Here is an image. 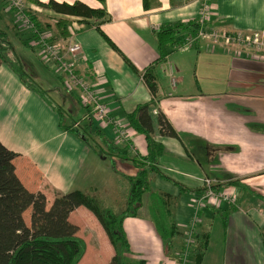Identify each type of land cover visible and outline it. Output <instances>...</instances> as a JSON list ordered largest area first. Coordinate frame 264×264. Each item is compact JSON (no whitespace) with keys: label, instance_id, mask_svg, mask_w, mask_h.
Instances as JSON below:
<instances>
[{"label":"crops","instance_id":"crops-1","mask_svg":"<svg viewBox=\"0 0 264 264\" xmlns=\"http://www.w3.org/2000/svg\"><path fill=\"white\" fill-rule=\"evenodd\" d=\"M57 1L105 7L109 20L95 23L96 19L89 18L81 23L70 18L68 30L82 49L76 60L78 73L89 80L127 137L119 139L111 127L85 118L88 110L81 103L79 90L66 86L55 64L38 53L26 34L23 43L34 48L48 68L43 70L40 84L24 82L0 64V142L17 153L13 163L22 184L30 191L42 192L47 208L57 193L94 189L118 210L128 194L127 176L137 172L133 155L141 158L147 153L144 134L132 127L127 116L138 104L153 101L149 108L152 138L164 147L158 168L170 179L154 173L151 185L157 193L169 195L180 233L172 250L166 252L151 217H127L123 227L132 256L137 258L133 244L141 243L152 253L150 261L143 258L146 264H180L193 216L190 193L202 188L204 178H209L219 189L232 187L236 202L222 201L200 210L202 224L197 233L209 230L201 264H264V58L248 57L207 39L180 47L193 30L189 25L194 24L200 0H146V5L144 0ZM209 3V27L246 34L264 30V0ZM33 8L35 16L37 11L50 18L51 26L46 28L58 37L54 22L62 16ZM3 10L14 20L9 5ZM165 26H178L177 41L155 62L159 58L156 34ZM145 70L157 84L155 95L144 81ZM158 113L165 116L175 136L160 130ZM76 121L78 127L73 126ZM91 121L90 130L97 128L104 140L128 148L127 155L117 147L106 157L95 153L84 140L82 129ZM94 138L104 146L99 137ZM180 184L186 189L179 188ZM68 220L77 225L76 234L86 245L77 264L108 263L113 247L97 218L78 206Z\"/></svg>","mask_w":264,"mask_h":264},{"label":"trees","instance_id":"trees-1","mask_svg":"<svg viewBox=\"0 0 264 264\" xmlns=\"http://www.w3.org/2000/svg\"><path fill=\"white\" fill-rule=\"evenodd\" d=\"M26 1L62 16L54 22L56 34L61 38L69 35L70 18H76L81 23L89 18L96 19L95 23L110 18L105 7L92 8L81 1L72 3L57 0ZM100 1L104 3L105 0ZM144 3L146 5V0ZM30 17L38 27H41L35 14L32 13ZM189 27H193L192 31L195 30L194 24L191 23ZM178 29V26H165L157 32L159 58L155 62L162 60L168 53V46L176 43ZM0 35H4L1 28ZM110 44L113 45L111 42ZM143 78L147 87L155 95L157 84L153 75L145 70ZM152 103L153 101L138 104L127 116L132 127L137 132L144 134L147 153L143 157L140 156L141 158L133 155L132 161L137 172L133 176H127L128 194L125 203L118 210L114 206L106 204L101 198V194L94 189L84 192L72 190L66 193H57L51 206L47 208L45 195L40 191L33 192L27 189L16 175L13 159L17 153L0 142V264H77L86 245L85 241L76 234L77 225L71 223L68 216L78 206L86 207L97 218L106 233L113 247V255L109 264H145L143 258L132 256L123 222L125 218L138 214L144 205L146 194L151 195V205L149 206L153 217H151V221L162 241L163 248L166 252L172 250L174 240L180 231L173 219L168 200L169 195L155 192L151 185V175L154 173L170 179L158 168V161L164 152V147L162 143L152 138L153 119L149 113ZM92 123L93 121L88 122L82 128L84 140L95 153L105 157L111 155L117 146L104 140L99 129L90 130ZM157 124L163 133L170 136L176 135L163 114L158 113ZM94 137H99L105 147L96 142ZM120 150L127 155L128 148ZM178 186L186 189L181 184ZM212 187L219 190L218 185L214 183ZM192 192L190 193L192 195L200 194L203 192V188L193 189ZM211 206L214 207L205 204L202 208ZM200 210L197 212L199 221L193 224L189 222L187 226V229H191V232L194 233L195 242L188 245L183 243L181 249L183 253L180 252L181 264H201L206 253L209 230L197 233L198 227L202 224ZM27 211H29L28 220L24 216ZM88 261L86 260L85 263Z\"/></svg>","mask_w":264,"mask_h":264},{"label":"built area","instance_id":"built-area-1","mask_svg":"<svg viewBox=\"0 0 264 264\" xmlns=\"http://www.w3.org/2000/svg\"><path fill=\"white\" fill-rule=\"evenodd\" d=\"M8 3L9 7L14 9L16 19L20 20V24L31 32L33 36L31 43L38 48V53L44 59L55 64L57 71L62 75L69 89L79 90L81 103L88 110L86 117L95 119L102 126L111 127L119 139H125L127 134L122 129L120 122L110 115L107 105L96 96L89 80L77 71L76 60L82 49L81 45L75 41L73 34L69 31L67 37L61 38L54 36L46 27H38L30 17L32 14L31 9L36 6L30 5L26 0H8ZM210 10L209 0H200L197 15L193 20L195 30L184 37L179 44L180 47H191L198 40L207 39L211 44L224 46L237 53H244L248 57L264 58V30L246 34L242 31L228 32L209 27ZM79 125V121L73 124L75 127ZM212 184L211 179L204 178L203 192L194 194L191 197L193 216L190 224L199 221L197 212L205 204L218 206L222 201L236 202V194L231 190L232 187L225 186L216 190L212 187ZM193 241V232L188 229L186 245L193 243Z\"/></svg>","mask_w":264,"mask_h":264},{"label":"rangeland","instance_id":"rangeland-1","mask_svg":"<svg viewBox=\"0 0 264 264\" xmlns=\"http://www.w3.org/2000/svg\"><path fill=\"white\" fill-rule=\"evenodd\" d=\"M8 5H9L8 0H2L0 2V28L4 31V35H0V55H1L0 64L1 66L4 67L8 66L11 69L10 71L11 72L14 71V73L18 77H20V79H22L24 82H28L31 85H35L34 83L40 84L38 81L41 80L40 77L43 78V70H48V68L38 58L35 49L26 46L23 43L22 39L25 37L26 34H28L30 38H32L33 36L29 30H27L20 24V20L15 18L16 17L15 14H14L15 16L14 20H12L11 13L4 12L3 10L4 7ZM12 12L15 13L14 9ZM35 12L37 13L36 18L40 19V22L49 23V24L41 23L42 27L51 26L50 18L47 17V15L44 12H37V11ZM19 26L22 27L23 29L22 30L19 29ZM85 118H91V117H85ZM152 189L155 190L153 187ZM155 192L157 191L155 190ZM148 195L149 194H146L144 196V205L138 211V215L145 216L149 219V217H152V211L149 209L151 202ZM24 216L25 219L28 220L29 211L25 212ZM144 220L146 221L147 219ZM80 234L88 236L86 232H82ZM133 245H134L133 252L137 258H144L150 261V258L152 257L151 250L147 249V247L141 243H135ZM101 264H109V262L108 263L103 262ZM145 264H146V260H145Z\"/></svg>","mask_w":264,"mask_h":264}]
</instances>
